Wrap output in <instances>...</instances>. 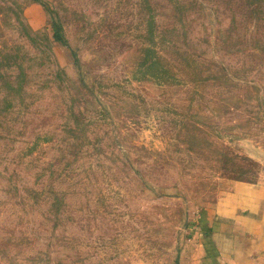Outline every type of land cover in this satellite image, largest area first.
Listing matches in <instances>:
<instances>
[{
	"label": "rangeland",
	"instance_id": "374dc122",
	"mask_svg": "<svg viewBox=\"0 0 264 264\" xmlns=\"http://www.w3.org/2000/svg\"><path fill=\"white\" fill-rule=\"evenodd\" d=\"M239 182L264 185V0H0V264H199ZM253 218L235 264H264Z\"/></svg>",
	"mask_w": 264,
	"mask_h": 264
},
{
	"label": "crops",
	"instance_id": "0c3cea01",
	"mask_svg": "<svg viewBox=\"0 0 264 264\" xmlns=\"http://www.w3.org/2000/svg\"><path fill=\"white\" fill-rule=\"evenodd\" d=\"M235 188L234 195L218 203L214 214L202 220L204 232L198 244L199 264H235L236 220L250 228L255 213L264 205V185L239 182ZM239 223L237 226H242Z\"/></svg>",
	"mask_w": 264,
	"mask_h": 264
},
{
	"label": "trees",
	"instance_id": "16d2710c",
	"mask_svg": "<svg viewBox=\"0 0 264 264\" xmlns=\"http://www.w3.org/2000/svg\"><path fill=\"white\" fill-rule=\"evenodd\" d=\"M56 37L61 40V36L58 33H56Z\"/></svg>",
	"mask_w": 264,
	"mask_h": 264
}]
</instances>
